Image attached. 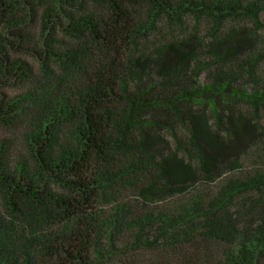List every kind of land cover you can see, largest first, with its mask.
Masks as SVG:
<instances>
[{"label": "trees", "instance_id": "trees-1", "mask_svg": "<svg viewBox=\"0 0 264 264\" xmlns=\"http://www.w3.org/2000/svg\"><path fill=\"white\" fill-rule=\"evenodd\" d=\"M0 264H264V0H0Z\"/></svg>", "mask_w": 264, "mask_h": 264}]
</instances>
